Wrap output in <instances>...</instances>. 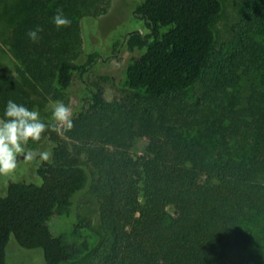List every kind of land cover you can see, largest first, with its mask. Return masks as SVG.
<instances>
[{
  "label": "trees",
  "instance_id": "16d2710c",
  "mask_svg": "<svg viewBox=\"0 0 264 264\" xmlns=\"http://www.w3.org/2000/svg\"><path fill=\"white\" fill-rule=\"evenodd\" d=\"M109 1L14 0L0 11L20 64L0 77V118L9 99L38 110L53 151L37 180L0 194V264L11 239L41 250L43 264H264V225L248 231L264 222V0H242L220 50L221 0H143L132 30L84 53L82 24ZM57 8L70 26L53 24ZM122 51L114 85L125 94L109 101L86 78ZM52 94L77 97L71 130L46 111Z\"/></svg>",
  "mask_w": 264,
  "mask_h": 264
},
{
  "label": "rangeland",
  "instance_id": "374dc122",
  "mask_svg": "<svg viewBox=\"0 0 264 264\" xmlns=\"http://www.w3.org/2000/svg\"><path fill=\"white\" fill-rule=\"evenodd\" d=\"M14 0H0V11L3 10V6L8 3H12ZM143 0H110L106 7L105 14L99 18L89 20L88 23L83 22L82 37L84 41L83 52H87L97 46L108 48L113 42H118L124 34L132 30L133 25H136L132 12L135 10L138 4ZM223 9L221 13L213 20V29L216 33L217 43L216 49L220 50L223 46L228 45L232 40L231 28L235 22L238 21L242 0H221ZM5 19V18H4ZM0 20V77L3 76H15L18 74L19 62L12 53V48L7 36L3 33L11 32L10 23L6 20ZM10 27V28H9ZM5 31V32H2ZM106 48L104 49L106 51ZM83 58V57H82ZM130 55L127 52H120L116 58L105 60L98 64V66L87 75L88 83H97L104 88L105 98L109 101L115 97L124 96L125 91L114 85L115 82H119L122 78L123 71L126 68ZM75 87H79L76 85ZM78 89V88H77ZM197 89L188 92L187 100H192L197 94ZM48 100V112H52L55 107V102L60 101L71 109L77 106V97H66L59 94L49 95L46 97ZM63 138L65 136L61 134ZM147 142L138 139L134 143L133 152L135 154H143ZM29 149L35 151H44L50 147V144L46 138L41 137L40 141H29ZM247 139H242L240 144L238 143L236 151L244 153L248 149ZM35 161H25L23 156L19 157L18 167L14 174L10 176L0 175V194H7V185L10 182L21 181H34L37 180L35 171L37 169ZM38 182H40L38 180ZM86 200V196L82 195L77 199L79 205ZM172 212V211H171ZM261 222V223H259ZM251 223L248 227V231H259L258 224L264 225L263 221ZM264 234V228L260 230ZM91 260L85 259L83 264H89ZM44 256L41 250L27 251L19 248L14 239H11L7 248V264H43Z\"/></svg>",
  "mask_w": 264,
  "mask_h": 264
},
{
  "label": "clouds",
  "instance_id": "9594fccd",
  "mask_svg": "<svg viewBox=\"0 0 264 264\" xmlns=\"http://www.w3.org/2000/svg\"><path fill=\"white\" fill-rule=\"evenodd\" d=\"M52 22L58 29L72 23L61 8L56 9ZM41 32L43 28L37 26L30 29L27 36L31 41L37 42ZM51 119L64 131L73 128L72 109L63 102H55ZM49 129V123L41 118L38 110L29 109L24 104L9 99L5 104L3 117L0 118V175L14 174L21 155L25 161H35L37 164L49 162L53 155L52 148L35 151L27 147L29 141H40ZM57 131H60V128H57Z\"/></svg>",
  "mask_w": 264,
  "mask_h": 264
}]
</instances>
